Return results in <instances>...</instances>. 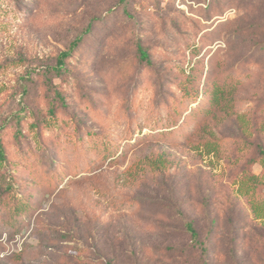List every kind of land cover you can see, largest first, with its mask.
<instances>
[{
  "label": "rangeland",
  "instance_id": "rangeland-1",
  "mask_svg": "<svg viewBox=\"0 0 264 264\" xmlns=\"http://www.w3.org/2000/svg\"><path fill=\"white\" fill-rule=\"evenodd\" d=\"M263 44L264 0H0V264H264Z\"/></svg>",
  "mask_w": 264,
  "mask_h": 264
},
{
  "label": "trees",
  "instance_id": "trees-1",
  "mask_svg": "<svg viewBox=\"0 0 264 264\" xmlns=\"http://www.w3.org/2000/svg\"><path fill=\"white\" fill-rule=\"evenodd\" d=\"M78 43L79 42L73 43L72 45L73 47H71V50H74V47H76ZM71 50L64 52L62 54V58H61L62 61L63 59L71 56L72 54ZM139 50L142 54V58L148 60L149 59V56L147 55L148 53L142 48H139ZM261 51H264V44L261 47ZM237 72L238 71L236 69H232V70L224 69L222 71L221 76H219V78L214 82V85H212V87L213 88L215 87V89L209 101V108L207 111L203 112V114L205 113V114L212 116L213 118H217L219 115V112L221 111L225 113H229L231 106L236 101L235 95L242 88L243 83L241 82V80L244 81V78L241 75L238 76ZM181 93L183 97L194 98V99L196 98V92L188 91V90H183V91L181 90ZM228 115L229 114H226L224 117H220V118L221 119L226 118ZM186 116H188V113L186 114ZM168 117L170 119L172 118V116L170 115ZM110 150H111V147L108 148V151ZM4 155L5 154H4L3 145L0 144V160H3L2 157ZM145 163H148L147 158L142 161H139L135 165V167L133 168L129 167V170H131L132 173L136 172V170H141L146 165ZM2 178H3V175H1V179ZM256 180H257V176L253 174L248 175V181H250L251 183L256 184L255 183ZM0 184L2 185V181ZM11 189H12V186H11ZM9 195H10V198L8 201L4 203V205L8 206V210H11L14 215V216L12 215V218H9V221L12 224V222L18 221L19 219L23 218L25 215L29 216V214L32 212L34 208V205H32L30 197H29V200H27L28 197L27 198L19 197L16 192L9 193ZM192 233L195 234L194 230H192Z\"/></svg>",
  "mask_w": 264,
  "mask_h": 264
},
{
  "label": "built area",
  "instance_id": "built-area-1",
  "mask_svg": "<svg viewBox=\"0 0 264 264\" xmlns=\"http://www.w3.org/2000/svg\"><path fill=\"white\" fill-rule=\"evenodd\" d=\"M3 239H6V234H4L0 240H3Z\"/></svg>",
  "mask_w": 264,
  "mask_h": 264
}]
</instances>
